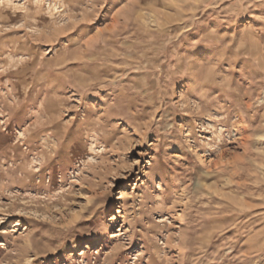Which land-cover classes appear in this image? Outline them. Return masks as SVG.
<instances>
[{"label":"rangeland","instance_id":"rangeland-1","mask_svg":"<svg viewBox=\"0 0 264 264\" xmlns=\"http://www.w3.org/2000/svg\"><path fill=\"white\" fill-rule=\"evenodd\" d=\"M0 264H264V0H0Z\"/></svg>","mask_w":264,"mask_h":264},{"label":"clouds","instance_id":"clouds-1","mask_svg":"<svg viewBox=\"0 0 264 264\" xmlns=\"http://www.w3.org/2000/svg\"><path fill=\"white\" fill-rule=\"evenodd\" d=\"M218 43L219 41L217 40H210L205 46L214 47ZM193 82L201 92H207L212 88L219 89L225 93L233 90L231 77L221 73L217 60L213 59L199 60L197 77L194 78Z\"/></svg>","mask_w":264,"mask_h":264}]
</instances>
